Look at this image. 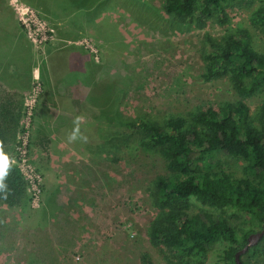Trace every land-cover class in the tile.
I'll use <instances>...</instances> for the list:
<instances>
[{"label": "rangeland", "instance_id": "1", "mask_svg": "<svg viewBox=\"0 0 264 264\" xmlns=\"http://www.w3.org/2000/svg\"><path fill=\"white\" fill-rule=\"evenodd\" d=\"M27 1L30 2L1 0L0 63L8 59L6 63L27 64L26 55L12 49L13 46L19 47L20 43L30 49L37 70H34L30 87L23 92L22 99L27 105H33L34 114L43 91L39 67L45 65L50 51L68 48L69 45L81 49L91 63L99 65L96 78L117 80L118 87L123 91L120 98L122 116L130 120L144 115L146 111L161 115L185 114L197 108L218 106L219 103L238 99L227 78H202L204 64L201 51L206 35L216 38L228 30L242 29L250 35L255 48H264V29L251 22L252 10L261 3L260 0L251 4H231L227 9L225 24L211 18L202 28L193 21L183 23L177 17L166 14L162 7L164 0H97L93 9L80 13L56 10L57 15L40 11ZM69 52L61 53L65 57L61 54L54 56L48 73L57 79L70 77L72 71H69V67L76 65L69 63L67 72L64 60L71 57L76 59L78 55ZM86 84L87 81L80 82L79 87ZM82 90L91 92L88 88ZM89 93L85 96H91ZM262 96L260 93L244 99L251 113L260 104ZM82 105L77 108L81 123L77 127L75 124L71 126V129H76L74 134L78 142L75 143V137L66 130L60 135L64 140L62 143L69 147L73 143L80 146L73 157L79 159L75 169L81 170V177L90 175L97 178V185L100 186L96 192L92 188L91 193L99 199L104 215L107 209L111 210L105 236L109 238L110 231L115 230L112 226L119 230L116 231L118 235L109 239L108 248L105 249V253H112L113 249L118 251L115 260L107 256L108 263L121 264L126 260V264H136V259L142 253H147L154 264H167L147 238L148 220L155 209L146 189L157 175L166 173L164 160L157 153L140 147L132 130L117 124L113 116L102 115L100 108L90 106L85 101ZM34 127L36 123L33 118L29 156L43 176L40 204L36 208L29 201L23 211L0 206V264H23L29 255L40 260L35 254L38 243L30 227L31 219L33 213L42 209L45 181L49 175H62L68 171L67 162L63 161L61 155L55 160L51 159L50 149L56 145L55 135L45 133L49 142L44 141V137L39 138L44 140L38 149L37 140L32 138ZM39 150L44 158H49L44 162L47 164L45 167L51 168L48 174L37 164ZM219 160L221 168L235 175L241 173L245 164L242 160L228 157ZM73 169L69 170L77 174V170ZM87 179L89 177L84 178L82 186L91 185ZM83 195H80L82 206L85 204ZM221 248V244L213 245L205 264H214ZM58 259L56 262L42 263L104 264L93 262L90 260L92 258L87 261L77 250L65 259L61 255Z\"/></svg>", "mask_w": 264, "mask_h": 264}, {"label": "trees", "instance_id": "2", "mask_svg": "<svg viewBox=\"0 0 264 264\" xmlns=\"http://www.w3.org/2000/svg\"><path fill=\"white\" fill-rule=\"evenodd\" d=\"M254 1L164 0L162 7L181 22L193 21L202 28L211 18L225 24L231 4ZM260 1L252 10L251 22L264 29V0ZM30 2L40 11L57 15L58 11L93 9L97 0ZM67 47L68 51L78 48ZM201 58L202 78H227L237 100L185 114L146 111L130 120L122 116L123 91L117 80L96 78L99 65L85 56L81 61L93 82L83 87L91 92L74 86L76 94H91L84 98L88 105L100 108L102 115L113 116L117 124L132 130L140 147L164 160L166 173L157 175L146 189L155 209L148 220L147 238L167 264H205L215 244L222 248L214 264H235V254L246 245L248 235L264 226V48H255L246 30H228L220 37L205 36ZM260 93V104L251 113L244 99ZM17 95L0 86V154L12 149L20 129L24 106ZM44 141L49 142L47 138ZM40 142L36 145H42ZM222 157L242 160L241 173L235 175L221 168ZM2 171L0 206L25 210L29 198L21 173L11 165L3 166ZM240 260L241 264H264V235ZM23 264L43 263L29 255ZM136 264L154 263L142 253Z\"/></svg>", "mask_w": 264, "mask_h": 264}, {"label": "crops", "instance_id": "3", "mask_svg": "<svg viewBox=\"0 0 264 264\" xmlns=\"http://www.w3.org/2000/svg\"><path fill=\"white\" fill-rule=\"evenodd\" d=\"M61 49L50 51L45 65L39 67V76L41 77L43 91L35 109L34 119L36 127H34L33 135L37 141H42L43 139H38L46 136V134H50V132L55 135L56 145L54 148L50 149L51 159L54 158L55 160L61 155L63 161L67 162L68 171L64 172L62 175H49V177L47 176L48 179L45 181L42 209L33 213V219H31L32 224L30 226L32 227L38 243L35 254L42 262L47 263L48 261L56 262L60 260L58 259L60 255L65 259L72 251L77 250L87 261L92 258L90 260L93 262L110 264L107 261V256L113 257L112 260H115L114 258H117L118 251L113 249L112 253L108 251L105 253V249L108 248L109 239L114 237V235H118L119 232L116 231L119 230L112 226V229L115 230H111L113 232L110 231L109 238H107L108 235L105 236L106 229L109 226L108 221L110 216H108V214L111 215L109 213L111 210L107 209L105 215L101 212L98 203L99 199L91 193L92 188H94V192H96L97 187L100 186L97 185V178H91L90 175L81 177V170L78 171L79 169H75V163L79 159L77 160L73 157L77 154L76 151L79 152L80 146L75 144L78 142L74 134L76 129H71V126L75 124L77 127V125L81 123V117L78 116L77 108L83 107L84 105L82 104L85 101L84 95L81 96L75 93L74 86L78 85L79 87L80 82L82 84L83 81H87L88 84H91L93 79H88L91 76H88L84 60L83 62L81 61V57L85 56L81 49L74 48L71 49V52L67 50L68 48ZM12 50L26 55L28 63H6L8 59L6 62H1L0 86L10 93L18 94V98H22L23 92L30 87L32 74L34 70H37V66H35V62H33L30 53L31 51L26 45L20 43L19 47L13 46ZM64 52H76L78 58L75 59V57H71L64 60L67 65L66 71L72 72H70V77L60 78V80L52 73H48V69L51 59L54 56H60V54ZM62 54L61 56L65 57V55ZM69 63L76 65V67L70 65L68 71ZM15 69H17V71ZM42 71L46 72V74H43ZM86 85L83 86L85 87ZM65 130L67 133H72V136L75 137V143H73L72 147L62 143L64 140L60 132ZM51 150L53 151L51 152ZM60 150H63V152L61 151L59 154L58 151ZM39 152L40 150L37 154L39 158L37 164L41 167L42 171L48 174V170L51 171V168L45 167L46 163L44 164V162H47L49 158H44L43 154ZM72 167H74L73 170H77V174L74 175L75 171L73 173L69 170ZM86 177H89V180H87L91 185L85 187L82 186V182ZM81 194H84L83 197L85 199V204L83 206L86 205L83 209L81 205L82 200L80 199ZM91 209H93V211ZM105 218H107V223L105 222ZM120 247L121 246H119V249ZM136 261H138V258ZM121 264H126V260Z\"/></svg>", "mask_w": 264, "mask_h": 264}, {"label": "built area", "instance_id": "4", "mask_svg": "<svg viewBox=\"0 0 264 264\" xmlns=\"http://www.w3.org/2000/svg\"><path fill=\"white\" fill-rule=\"evenodd\" d=\"M23 106L20 129L17 133L16 142L13 145L11 151L3 154V166L11 165L19 170L26 183V191L27 195L29 196L30 204L33 207L38 208L40 204L39 200L42 191L43 176L37 167L31 162L29 156L34 108L32 104L27 105L25 101H23Z\"/></svg>", "mask_w": 264, "mask_h": 264}, {"label": "water", "instance_id": "5", "mask_svg": "<svg viewBox=\"0 0 264 264\" xmlns=\"http://www.w3.org/2000/svg\"><path fill=\"white\" fill-rule=\"evenodd\" d=\"M263 235H264V226L260 231L253 232L248 235L246 245L242 249L237 251L235 254V264H241V260H240L241 255L247 251L249 246L256 244L262 238Z\"/></svg>", "mask_w": 264, "mask_h": 264}, {"label": "clouds", "instance_id": "6", "mask_svg": "<svg viewBox=\"0 0 264 264\" xmlns=\"http://www.w3.org/2000/svg\"><path fill=\"white\" fill-rule=\"evenodd\" d=\"M3 158H4V155L3 154H0V176L3 175V171H2V168H3ZM3 184H0V188H3Z\"/></svg>", "mask_w": 264, "mask_h": 264}, {"label": "snow or ice", "instance_id": "7", "mask_svg": "<svg viewBox=\"0 0 264 264\" xmlns=\"http://www.w3.org/2000/svg\"><path fill=\"white\" fill-rule=\"evenodd\" d=\"M5 164H6V161H5Z\"/></svg>", "mask_w": 264, "mask_h": 264}]
</instances>
